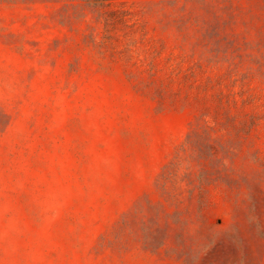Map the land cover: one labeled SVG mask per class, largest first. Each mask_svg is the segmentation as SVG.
<instances>
[{
  "label": "rangeland",
  "instance_id": "rangeland-1",
  "mask_svg": "<svg viewBox=\"0 0 264 264\" xmlns=\"http://www.w3.org/2000/svg\"><path fill=\"white\" fill-rule=\"evenodd\" d=\"M0 264H264V0H0Z\"/></svg>",
  "mask_w": 264,
  "mask_h": 264
}]
</instances>
